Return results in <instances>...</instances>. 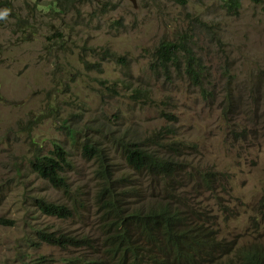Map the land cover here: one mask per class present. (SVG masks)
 <instances>
[{"label":"rangeland","instance_id":"1","mask_svg":"<svg viewBox=\"0 0 264 264\" xmlns=\"http://www.w3.org/2000/svg\"><path fill=\"white\" fill-rule=\"evenodd\" d=\"M12 1L0 5L10 12L0 20V218L14 224L0 223V264H73L87 249L42 242L40 231L102 235L105 186L131 190L140 209L179 192L134 169L129 143L185 167L181 195L212 211L219 236L242 245L264 234V0L236 12L224 0H80L67 14ZM186 36L200 84L184 53L168 72L157 65L161 42ZM88 139L101 158L85 156ZM56 144L70 154L71 195L33 169ZM38 198L73 205L74 217L44 214Z\"/></svg>","mask_w":264,"mask_h":264},{"label":"trees","instance_id":"2","mask_svg":"<svg viewBox=\"0 0 264 264\" xmlns=\"http://www.w3.org/2000/svg\"><path fill=\"white\" fill-rule=\"evenodd\" d=\"M78 1L80 0H50L48 4H39L38 0L36 3L40 9L64 11L67 14ZM224 1L230 12L240 9L241 0ZM12 3V0H0V5L9 10L12 9ZM59 37L62 38L63 34H59ZM189 38L186 36L180 42H161L156 52L157 65L168 72L169 66L179 62L180 54L184 53L188 60L189 74L196 84H200L201 60L193 53ZM232 96L228 94L225 98ZM125 147L129 163L134 169L157 173L178 183L180 194L173 189L164 200L157 199L145 209H140L131 207L133 198L127 196L131 190L118 192L119 187L113 190L111 186H105L97 195L98 215L103 225L102 235L80 236L41 230L42 242L63 248L73 247L83 251L87 249V252L92 250V253L85 252L76 256L73 264H264V234L241 245L239 241L242 238L219 236L215 229L217 222L211 216L210 210L190 207L192 204L188 203L186 195H181L188 179V175L185 178L182 175L184 166L173 164L164 157L146 151L137 143H129ZM84 154L89 159H99L103 155V149L96 148V144L88 139L84 145ZM32 165L34 171L49 180L55 188L65 189L68 195L72 194L73 186L66 173L73 165L70 154L63 145L56 144L55 149L48 155H36ZM106 169L107 166L100 171L102 175L106 174L105 184L110 181L107 180L109 173ZM203 176V182L210 188L216 174L208 172ZM36 204L48 216L62 220L74 217L73 205L69 203L61 204L38 198ZM191 217L197 223H193ZM0 223L14 224L5 218H0ZM261 223L264 229V220ZM133 229H141L142 235H134ZM94 255L99 257L95 258Z\"/></svg>","mask_w":264,"mask_h":264},{"label":"clouds","instance_id":"3","mask_svg":"<svg viewBox=\"0 0 264 264\" xmlns=\"http://www.w3.org/2000/svg\"><path fill=\"white\" fill-rule=\"evenodd\" d=\"M9 14H10V12H9V10L8 9H3V10H0V20H4V19H6L8 16H9ZM202 210H206V209H204V208H202ZM211 211V210H210ZM212 212V211H211ZM211 216H212V214H211ZM213 217V216H212ZM195 223H197V222H195ZM255 225H256V223H255ZM215 229H217V231H218V233H222V230H221V228L220 227H215ZM234 237V236H233Z\"/></svg>","mask_w":264,"mask_h":264},{"label":"bare ground","instance_id":"4","mask_svg":"<svg viewBox=\"0 0 264 264\" xmlns=\"http://www.w3.org/2000/svg\"><path fill=\"white\" fill-rule=\"evenodd\" d=\"M181 215H182V214H181ZM134 230H135V229H133L132 232H133L134 235H136V233H135ZM138 230H140L141 235H142V231H141V229H138ZM89 253H92V250H89L88 252L86 251V254H89ZM96 256H98V255H94V257H96ZM106 258L110 259L108 256H106ZM115 259H116V261H117V260H118V257H116ZM113 263H114V262H113ZM85 264H90V263L87 262V263H85Z\"/></svg>","mask_w":264,"mask_h":264}]
</instances>
